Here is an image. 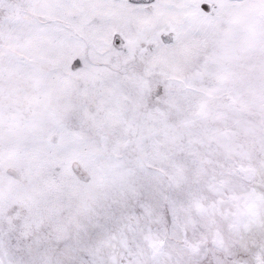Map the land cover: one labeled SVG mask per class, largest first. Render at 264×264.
<instances>
[{
    "label": "snow or ice",
    "instance_id": "obj_1",
    "mask_svg": "<svg viewBox=\"0 0 264 264\" xmlns=\"http://www.w3.org/2000/svg\"><path fill=\"white\" fill-rule=\"evenodd\" d=\"M0 264H264V0H0Z\"/></svg>",
    "mask_w": 264,
    "mask_h": 264
}]
</instances>
